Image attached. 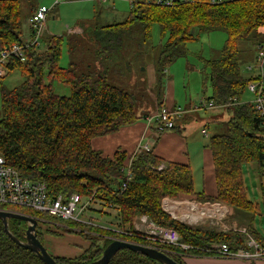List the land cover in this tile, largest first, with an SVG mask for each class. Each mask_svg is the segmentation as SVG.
Wrapping results in <instances>:
<instances>
[{"label": "trees", "instance_id": "1", "mask_svg": "<svg viewBox=\"0 0 264 264\" xmlns=\"http://www.w3.org/2000/svg\"><path fill=\"white\" fill-rule=\"evenodd\" d=\"M170 6L154 4L153 0H133L129 13L121 22L105 25L92 23L83 26L81 35H90L94 42L97 64L92 69L79 71L69 62L61 66L64 48H75L74 36H46V47L37 51L26 49L25 60L11 58L7 74L0 78V154L20 176L45 182L47 195L69 197L73 193L95 197L115 207L114 229L86 223L53 218L27 208L0 205L8 211H27L61 224H71L94 237L76 260L54 257L58 264H85L97 259L112 239H122L163 250L179 264L185 256L208 257L203 249L212 244L225 243L230 247H245L246 235L238 231L221 232L191 227L166 213L161 207L163 198L190 197L199 203L220 204L232 207L250 216L246 231L264 248V238L252 227L257 205L246 196L242 165L256 163L264 173V126L250 102H241L247 84L258 82L257 89L264 95V74L256 76L242 70L245 62L238 42L249 41L252 51L264 45L259 28L264 26V0H192ZM35 8H30L29 14ZM139 25L143 41L152 40L156 26L162 44H157L154 90L157 104L163 106V80L165 69L180 56L188 54L186 44L213 31L225 34L222 48L216 57L202 58V89L209 83L212 100L217 107H228L232 115L225 121L226 132L211 135L206 147L210 151L215 194L194 189L191 169L156 156L150 151L137 153L132 161V178L119 194L111 190L122 180L121 168L128 154L117 151L104 156L94 150V137L112 134L119 128L142 119L136 110L137 98L129 91L109 84L108 67L114 65L113 55L119 49H129V32ZM77 34V35H80ZM22 8L20 0H0V46L8 47L22 41ZM75 40V44L73 43ZM13 72L22 77L19 85L6 88L4 79ZM245 73L246 75H244ZM66 86L69 93L58 94L54 85ZM176 129L173 126L170 130ZM162 132V131H161ZM163 164L161 169L158 166ZM14 211V212H15ZM264 215V207L262 210ZM146 215L158 225L174 228L188 250L127 235L115 229L134 233L133 220ZM37 218V217H36ZM14 236L23 240V231L14 230ZM38 235V238L41 237ZM41 241V240H40ZM0 264H44L31 251L15 243L3 229L0 220ZM108 264H160L140 253L120 249Z\"/></svg>", "mask_w": 264, "mask_h": 264}, {"label": "rangeland", "instance_id": "2", "mask_svg": "<svg viewBox=\"0 0 264 264\" xmlns=\"http://www.w3.org/2000/svg\"><path fill=\"white\" fill-rule=\"evenodd\" d=\"M22 8V20L25 21L27 17V4L28 2L39 3L38 6L43 5L48 8L49 11L55 14L52 18V13L48 14L45 21V37L39 38V46L36 48L37 51H43L46 47V36L49 35H63L67 34L77 28V20H90L92 19L85 12L78 13L83 9L84 4H66V0H55L57 4L54 10H51V3L47 0H20ZM83 1V0H78ZM87 1V0H85ZM46 2V3H45ZM101 14L99 22H112L111 20L117 18L116 13L112 10H107L106 5L101 6ZM53 9V8H52ZM117 11L127 16L129 13L128 8L124 2H120L116 7ZM118 13V12H117ZM31 14H29L30 16ZM29 19V18H28ZM120 19V15H118ZM85 24H83L84 26ZM81 33V31L79 32ZM78 33V34H79ZM129 41L127 42L129 49L118 50L113 55L114 65H110L107 71V77L109 84L122 88L123 90L129 91L137 98L136 110L141 115H147L148 112L157 111L160 109V105L157 104V96L154 90V84L156 74L154 71L155 59L158 55L157 44H162L164 40H161L159 31L156 26L152 28V40L143 41L139 30V25H134L129 32ZM90 35L80 34L74 35L76 46L72 49L69 54L66 48H64L60 65L68 66L69 62H73L77 65L79 71H86L92 69L97 64L96 53L94 49V42L90 40ZM74 40V44H75ZM225 40V34L221 31H213L208 34L202 35L198 40L188 42L186 49L188 54L180 56L173 61L165 69V77L163 80V90L161 95L167 93V81L172 80L173 83L170 85L169 93L173 92L175 101L181 106H186L189 101L192 104H198L199 100L205 96H209L210 88L209 83H206L205 92L202 89V81L205 71L203 70L202 58L211 59L218 55L219 50L222 48ZM251 43L249 41L238 42V48L242 51V58L245 56L253 55L251 49ZM253 57V56H252ZM246 75L245 73H243ZM22 77L18 72H13L4 79V85L6 88H13L20 84ZM54 90L58 94L69 93V89L66 86L54 85ZM254 99V95L247 88L242 95L241 102H250ZM219 111V110H213ZM213 111L210 109L206 111V114L210 116L209 126L204 130L205 135H201L199 130L196 132L201 139L200 146L207 145L208 137L214 135L217 129L220 127V133L226 132L225 120H217L211 118ZM221 111V110H220ZM154 112V113H155ZM201 117L204 116V111L197 112ZM232 111H230V116ZM1 116V107H0ZM178 120V117H175ZM212 121V122H211ZM217 126V127H215ZM139 153V152H138ZM242 176L243 183L246 188L247 198L255 205H257L259 212L254 217V226L257 231L264 236V215L262 210L264 207V173H262L256 163H245L242 165ZM15 211V210H13ZM16 213L29 215L27 211H15ZM242 213V212H240ZM31 215V214H30ZM246 217L248 223L250 216L242 213ZM40 220L37 224V234L41 237L40 240L43 243L46 250L54 257H62L71 261L76 260L83 253L86 254L90 243L94 241V237L90 234L81 230L80 228L71 224L65 225L56 222L55 220L48 219L42 216H34ZM87 217H92L93 225L106 228L114 229L116 225V213L113 210H103L96 212L89 209ZM135 219V218H134ZM11 226L14 230L20 232L26 227V222L19 219H9ZM239 261L244 264H253L252 261L241 260Z\"/></svg>", "mask_w": 264, "mask_h": 264}, {"label": "crops", "instance_id": "3", "mask_svg": "<svg viewBox=\"0 0 264 264\" xmlns=\"http://www.w3.org/2000/svg\"><path fill=\"white\" fill-rule=\"evenodd\" d=\"M43 1V0H42ZM51 3V10L53 11L55 6V0H47ZM66 4H84L83 9L78 13L85 12L86 15L91 17L90 20H77L76 25L80 28L81 32L84 26L95 23L99 20L101 14V6L106 5L107 10H112L116 13L115 19L111 20L112 22H99V25H105L114 22H121L125 19L122 16L123 13L117 11L116 7L120 2H124L126 7L130 8V3L128 0H66ZM46 3V2H45ZM39 3L28 2L27 4V17L26 20H22V39L27 41L31 37V29L29 27L28 18L30 8H36ZM118 12V13H117ZM52 13V18L55 17L53 12L49 11L48 14ZM120 15V19H118ZM97 24V23H96ZM259 32L264 37V26L259 28ZM78 34V33H77ZM80 34V33H79ZM76 34H67L71 37ZM48 36H51L48 34ZM253 56V57H252ZM244 63L242 64V70L246 73H250L247 70V67L255 62V51L253 55L245 56ZM173 83L172 80L167 81V93L163 95V105L168 108L180 107L183 112L181 115H178V120H174V126L176 129L173 130H164L160 132L156 129L154 124H148L145 118L149 115H152L155 111L148 112L146 116L137 122L123 126L118 129V131L107 134L103 136L94 137L91 140V146L94 150L100 151L104 156L111 157L117 151H122L128 154H132L137 147L142 142L151 143L150 150L154 155L164 159L165 161L176 162L180 164L188 165L192 172L194 189L196 191L203 190L208 195L215 194V182L213 175V165L209 149L206 145L200 146L201 139L197 137V131L201 135H205V128L208 127L210 122V116L206 114V111L209 110H194L192 104L189 101V104L186 106H181L175 101V98L172 96L173 92L171 90V95L169 93L170 85ZM203 84V81H202ZM203 96L200 100L205 99ZM199 100V101H200ZM219 110L213 111L211 118L217 120H227L230 117V110L228 107H214L210 109ZM221 110V111H220ZM204 111V116L201 117L197 112ZM212 122V121H211ZM217 127V126H215ZM217 133H220V127H217ZM205 132V133H204ZM209 138V137H208ZM203 144V143H202ZM263 173V172H262ZM162 209L172 216L174 219H177L191 227L204 228L210 230H216L221 232L228 231H238L241 232L242 229L246 230V227L249 224L246 223L247 219L245 216L240 213V211L220 204H206L199 203L195 199L190 197H185L182 199H172L165 197L161 201ZM220 208L222 215H218L215 212V208ZM99 212L97 210H94ZM213 213H216L217 216H214ZM250 220V219H249ZM254 222V221H253ZM252 227L257 231L256 227L252 223ZM258 232V231H257ZM242 233V232H241ZM259 235L262 236L260 232ZM238 259H228L220 257H197V256H185L183 261L185 264H244ZM253 264H264V258H260L252 261Z\"/></svg>", "mask_w": 264, "mask_h": 264}, {"label": "built area", "instance_id": "4", "mask_svg": "<svg viewBox=\"0 0 264 264\" xmlns=\"http://www.w3.org/2000/svg\"><path fill=\"white\" fill-rule=\"evenodd\" d=\"M154 4L170 7L174 5L176 0H153ZM181 2L192 0H180ZM222 0H211L210 3H218ZM132 4L133 0H128ZM49 10L43 5L37 6L34 12L29 16L28 23L31 29V37L29 40H22L20 43L12 44L8 47L0 46V78L7 74V63L9 59L14 58L19 61L25 60L26 49L32 47L36 49L39 46V38L45 37V21ZM81 30L79 27L71 30L68 34H77ZM250 73L256 76L264 74V45L258 47L255 53V62L247 67ZM258 82H250L247 89L253 93L254 99L251 101L255 111L263 118L264 126V95L257 89ZM217 107L212 100H200L198 104L193 106L194 110H207ZM183 110L180 107L168 108L162 106L152 115L145 118L148 124H154L156 129L161 131L170 130L174 126L175 117L181 115ZM205 133V132H204ZM151 143L142 142L137 149L128 156V159L122 165L121 173L123 175L120 184L111 190L112 194L122 193L132 178L131 165L134 156L141 151H150ZM163 164L158 166L161 169ZM0 205L17 206L27 208L37 213H43L53 218L61 220H71L79 223L93 225L92 217H87L89 209L97 210H114L112 203H106L103 199L95 197V191L90 196H81L77 193L64 197L57 195L50 198L47 195L45 182L24 178L9 164L6 163L4 157L0 154ZM4 210V209H2ZM215 212L222 215L220 208L216 207ZM213 213L214 216H217ZM33 217L31 215H28ZM34 218V217H33ZM37 224L40 221L36 218ZM132 233L129 230L115 229L117 232L132 235L135 234L145 240L167 244L179 247L181 250L192 248L181 243L178 232L171 227L155 224L146 215H138L133 220ZM246 235L244 240L245 247H230L225 243L212 244L209 248L203 249L208 257H220L228 259H241L253 261L264 258V248L261 247L255 239L248 234L245 229L241 231Z\"/></svg>", "mask_w": 264, "mask_h": 264}, {"label": "water", "instance_id": "5", "mask_svg": "<svg viewBox=\"0 0 264 264\" xmlns=\"http://www.w3.org/2000/svg\"><path fill=\"white\" fill-rule=\"evenodd\" d=\"M11 218L23 220L26 222V227L23 229V240L17 239L10 231L8 220ZM0 220L2 222L5 233L15 243L34 253L44 264H58L55 261L54 257L46 250L43 243L38 238L37 220L35 218L28 215L16 213L14 211L0 209ZM120 249H129L134 252L140 253L146 257H149L150 259L159 262L160 264H179L173 258L169 257L163 250L122 239H112V241L106 245L97 259L85 264H108L115 253Z\"/></svg>", "mask_w": 264, "mask_h": 264}]
</instances>
